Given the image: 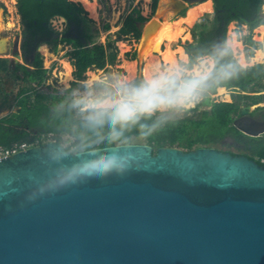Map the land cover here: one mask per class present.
I'll return each mask as SVG.
<instances>
[{
  "label": "water",
  "instance_id": "1",
  "mask_svg": "<svg viewBox=\"0 0 264 264\" xmlns=\"http://www.w3.org/2000/svg\"><path fill=\"white\" fill-rule=\"evenodd\" d=\"M160 21H137L140 52ZM115 151L140 167L50 188L90 153ZM0 264H264V164L213 146H32L0 159Z\"/></svg>",
  "mask_w": 264,
  "mask_h": 264
},
{
  "label": "trees",
  "instance_id": "2",
  "mask_svg": "<svg viewBox=\"0 0 264 264\" xmlns=\"http://www.w3.org/2000/svg\"><path fill=\"white\" fill-rule=\"evenodd\" d=\"M156 1L154 0V5ZM214 1L218 11L214 19L215 23L209 30H205V28L200 30L196 44L187 45L186 52L191 58L190 61H195L197 57L210 53L215 46L222 45L226 41V24L231 19L249 20L251 27L263 21L258 16L254 19L263 0ZM18 5L25 22L30 27L29 31L32 36L39 32V36L43 37L45 41H54V50H56L58 39L73 44L70 53L75 58L76 75L79 79L83 77L84 72L89 67L104 68L108 62L113 63L115 61L116 51L108 52L102 43L81 40L82 35L87 38L90 37L88 31L90 19L80 2L73 0H18ZM55 15L65 16L69 23L78 26V35H67V31H65L66 35L64 36L62 33L59 38V32L53 29L49 23L50 17ZM143 19L145 18L141 14H128L121 31L123 33L133 32L137 37H140L141 30L137 21ZM248 41L255 43L251 38ZM226 59H236V57L232 54ZM42 65L43 59L38 52L35 57L37 68L26 71L30 81L37 80L38 83L44 81L46 69ZM139 81L141 80L136 78L132 82L137 83ZM252 83L258 86L264 85V62L249 65L247 71L241 72L238 77L225 82L222 86L247 91ZM73 84V86L64 89V95H59L53 91L49 93L36 92L34 98L27 95L19 99L20 108L18 111L0 118V145L11 146L14 142L19 141L31 142L43 132L54 134L53 138L59 143L62 142L64 133L72 135L74 137L72 146H67V148L70 150L74 146L75 151L118 144L109 143L105 140L93 143L91 147H82V139L87 140L92 137V133L83 126L82 116L77 113L76 108L71 106L73 102L72 91L77 86V81H74ZM81 86L83 85L80 84L79 87ZM28 89L29 87H24L21 92ZM246 97H248L247 94L239 93L234 101H212L211 108L204 110L202 117L198 119L181 118L174 125L169 126L147 141L153 145L155 152L158 147L164 145L178 146L187 150L195 146H216L220 142L219 139L227 133H232L239 139H244L245 142L252 141L232 125L234 113L239 110L241 102ZM104 131L106 132L107 129L105 128ZM126 136L129 137L128 142H131L134 137L140 138L136 128L127 132ZM258 152L260 155H264V149L258 150ZM259 162L261 161L259 160Z\"/></svg>",
  "mask_w": 264,
  "mask_h": 264
},
{
  "label": "rangeland",
  "instance_id": "3",
  "mask_svg": "<svg viewBox=\"0 0 264 264\" xmlns=\"http://www.w3.org/2000/svg\"><path fill=\"white\" fill-rule=\"evenodd\" d=\"M73 1L80 2L84 6L85 10L87 11V16L90 19V25L88 29L90 37L87 38L86 36L82 35L81 40H90L104 44L108 52H117L116 59L113 63L108 62L104 68L89 67L84 72L83 77L79 79L76 75L77 67L74 64L75 58L70 53L73 49V44L66 41H60L58 39L56 50L53 49V46L51 47L49 44H45V47H42L39 51L43 59L42 67L46 69L44 81L42 83H38L37 80L30 81L28 78L23 81L25 87H29L30 89V92L27 94L30 96V98H34L36 92L49 93L50 91H53L59 95H64V89L73 86V82L77 81V86L72 91V99L74 100L89 93H97L106 85L113 83L116 79H124L132 82L134 79L140 77L141 72L144 78H146L153 75L156 71L166 67L170 63L184 59L190 61L191 58L189 54H187L186 58H181L177 52H175L173 59L167 61L166 58L162 56L163 53H161V49H165L166 47H182L183 50L186 51L187 45L190 43L196 44L198 42L199 32L203 27L209 30L215 23L211 19L215 14L214 7L212 6V0L211 8L210 4H206L205 2H190L189 7L195 8L198 6L202 10H204V8H210L209 10L202 12L196 19H194L193 16H187L188 14L184 16L187 13V10L184 12L183 10H180V8L175 7L173 5L174 0H157L155 5L154 0ZM2 2L7 6L8 12L5 15L8 23L7 26L2 24L0 18V30H3L5 27H7L4 31V33H6V37L4 38L14 39L18 34H22L23 31L21 19L18 14L17 3L15 0H2ZM164 6L166 7V11H164ZM0 8L1 11H3V7ZM164 12L165 14H163ZM130 13H133L134 15L141 14L145 18L143 20L146 22L150 21L151 18H157L161 20H164L165 17H168L169 19L174 18L173 21L178 24L180 30L170 34L169 37L166 38L159 46L157 49L158 51L150 47L149 49L145 51L141 50L142 52H140L138 48L142 45V31L140 37H137L133 32L123 33L121 31V28L125 23V19ZM260 16L264 18V5L261 8ZM177 17L180 18L176 19ZM205 18L209 20L206 21L207 19ZM203 21H205L204 24H202ZM51 23L62 33L67 31V35H78V26L69 23L61 16H54L51 19ZM234 32L239 34V38L235 41V47L233 50V55L236 57V59H241L249 65L264 62V58L262 59V57H260V60H256V57L259 56H255V58H253L258 49L257 46L259 44L264 46V27L260 28L258 25L251 30L248 24L238 23L236 20H233L227 26L226 40L231 39ZM156 33V31L153 32L150 38L155 37ZM66 34L64 33V36ZM250 35L253 41L256 42V45L247 44L249 42L248 39ZM59 37H61V34H59ZM262 49L264 50V48ZM3 51L4 50H0V53ZM147 61H149L151 64L146 70ZM10 81L11 84L9 96L11 102L14 104L12 107V110L14 111L20 107L18 100L22 99L20 97L23 96V94L20 95L21 92L17 91L20 85L19 80L10 78ZM80 84L83 86L79 87ZM231 90L235 89L226 86L225 92L223 93H219L218 89L211 91L196 108L192 109L189 114L184 115L182 118L198 119L202 117L204 110L211 108L212 101L233 100V95H230L232 93ZM236 91L243 94L245 93L241 90ZM76 110L80 115L78 109ZM2 114L4 113L0 112V115ZM223 137L224 138H220V142H218L216 146L213 147L222 150H233L235 152H245V150H247L246 147L242 145L244 142L239 140L238 137L232 133H227ZM73 139L74 137L72 135L70 136V134L64 133L61 143L65 147L72 146ZM131 142L149 143L147 140L135 137ZM70 150L75 151L74 146Z\"/></svg>",
  "mask_w": 264,
  "mask_h": 264
},
{
  "label": "clouds",
  "instance_id": "4",
  "mask_svg": "<svg viewBox=\"0 0 264 264\" xmlns=\"http://www.w3.org/2000/svg\"><path fill=\"white\" fill-rule=\"evenodd\" d=\"M238 38L234 32L231 39L195 61L170 63L137 83L116 79L97 93L74 99L71 106L78 109L83 126L92 133V137L82 139V147L105 140L125 144L129 140L126 133L133 128L140 138L148 140L174 125L213 89L223 90L225 82L247 71L249 64L243 60L226 59L233 54ZM42 47L45 45H39L37 51ZM89 155V159L61 170L50 188L55 191L89 179L122 176L140 167L141 157L132 151Z\"/></svg>",
  "mask_w": 264,
  "mask_h": 264
},
{
  "label": "flooded vegetation",
  "instance_id": "5",
  "mask_svg": "<svg viewBox=\"0 0 264 264\" xmlns=\"http://www.w3.org/2000/svg\"><path fill=\"white\" fill-rule=\"evenodd\" d=\"M184 1L188 3V7L190 6V2H193V0H184ZM15 2L17 3L18 14L21 19V26H23V31L22 34H18L14 39H6L4 45L5 47H4L1 45V43H3V37H6L5 36L6 33H4V31L7 27H5L3 30H0V48L4 50L2 53H0V112L4 113L0 115V118L10 114L11 112H16L20 108L19 107L17 110L14 111L12 110L14 104L11 102L9 96V90L11 84L10 78H15L19 80L20 85L17 91L21 92V90L25 87L23 81H25L26 78H30L29 75L26 74V71L37 68L35 66V57L36 54L39 52L37 51V47L41 44L45 45V43L46 45L49 44L52 47L54 42V41L53 42L45 41L43 37L39 36V32L35 33L32 36L31 32L29 31L30 27L25 22L23 14L19 11L18 0H15ZM202 2H205L206 4H210V8H211V0H204ZM212 2H213L212 6L214 7L215 14L214 17L211 19L214 21L218 11L215 1L212 0ZM263 5H264V0L261 3L260 10L257 12L258 14L254 16V19H256L257 16L259 18H262L260 16V12ZM0 7H3L2 17H1L2 24H5L7 26L8 21L5 14L8 12V10H7V6L2 2V0H0ZM210 8H205V9L209 10ZM187 9L188 8H185L183 9V11L186 12ZM53 17L54 16L50 17L49 23L53 29L57 30L59 34L62 35V32L59 29H56L52 25L51 19ZM208 20L209 19H207L206 21ZM233 20H236L238 23L248 24L251 30L258 25L259 26L264 25V18H262L263 21L261 23H259L254 27H251L249 20H241L239 18H233L226 24V27ZM204 23L205 21H203L202 24ZM205 30H207V28H205ZM226 36H227V28H226ZM249 38L252 39L251 35L249 36ZM247 44L256 45V42L255 43L248 42ZM257 47L261 49L264 48V46H262L261 44H259ZM231 91L232 93L230 95L231 96L233 95L234 97L233 100L231 101H234L237 99L238 94L240 92H237L236 90H231ZM241 91L245 92L244 94H247L248 97L243 99L239 110L236 113H234V119L232 121V125H234L236 129H238L241 133H243L252 141L248 140V142H245L244 139L241 140L238 138L239 140L244 142L242 143V145L245 146L247 149L245 150V152H235L233 150H228V149H225L224 151H228L233 154L246 155L249 158L256 160L257 162H259L260 160L262 163L261 162L259 163L264 164V155H260L258 152V150L264 149V85L258 86L257 84L252 83L249 90L247 91L241 90ZM29 92L30 89L21 92L20 95L23 94V96H21L20 98L26 97ZM243 107L247 108L246 112H242ZM221 138L223 139L224 137Z\"/></svg>",
  "mask_w": 264,
  "mask_h": 264
},
{
  "label": "bare ground",
  "instance_id": "6",
  "mask_svg": "<svg viewBox=\"0 0 264 264\" xmlns=\"http://www.w3.org/2000/svg\"><path fill=\"white\" fill-rule=\"evenodd\" d=\"M145 1H149V0H145ZM197 7L198 6H196L195 8L189 7L187 9V13L184 16H186L188 14L187 16H193V18L196 19L202 12H204L206 10L205 8H204V10H202L200 7H198V8ZM164 9H165L164 11H166V7ZM163 14H165V12ZM1 17H2V11H1V8H0V18ZM178 18H180V17H177L176 19H178ZM184 18H186V17H184ZM173 20H174V18L169 19L168 17H165L164 20H161L160 23L157 26L158 28L156 30L157 33H156L155 37H151V38L149 37L146 40L145 44L143 45V49L142 50L145 51V50H147V49H149L151 47L152 49L154 48L156 51H158L157 49L159 48V46L162 44V42L166 38L169 37L170 34H172L173 32H175L177 30H180L178 24L176 22H174ZM259 27L263 28L264 26L260 25ZM5 41H6V38L3 37V43H1L2 46L5 45ZM175 52L179 53V57H181V58L182 57L183 58L187 57V53H186V51L183 50L182 47H175V48L166 47L165 49H161V53H163L162 56H164V58H166L167 61H169L170 59L174 58ZM149 54H151V53H149ZM255 56H259V57H256V60H260V57H262V59H263L264 58L263 49L258 48L257 51H256V54L254 55L253 58H255ZM146 57H148V56H146ZM150 64L151 63L149 61H147L146 70L148 69V67H150ZM222 89L223 90H219L218 89L219 93L225 92L226 86H222Z\"/></svg>",
  "mask_w": 264,
  "mask_h": 264
},
{
  "label": "built area",
  "instance_id": "7",
  "mask_svg": "<svg viewBox=\"0 0 264 264\" xmlns=\"http://www.w3.org/2000/svg\"><path fill=\"white\" fill-rule=\"evenodd\" d=\"M52 133H41L34 141H19L14 142L11 146L0 145V159L8 157L14 153L22 150H26L32 146L39 145L40 143H46L48 141H55Z\"/></svg>",
  "mask_w": 264,
  "mask_h": 264
},
{
  "label": "crops",
  "instance_id": "8",
  "mask_svg": "<svg viewBox=\"0 0 264 264\" xmlns=\"http://www.w3.org/2000/svg\"><path fill=\"white\" fill-rule=\"evenodd\" d=\"M58 16H60V15H58Z\"/></svg>",
  "mask_w": 264,
  "mask_h": 264
}]
</instances>
